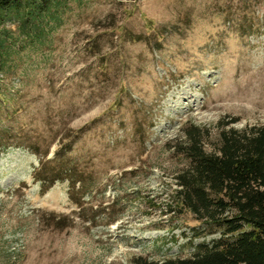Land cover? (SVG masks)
<instances>
[{"label": "rangeland", "instance_id": "obj_1", "mask_svg": "<svg viewBox=\"0 0 264 264\" xmlns=\"http://www.w3.org/2000/svg\"><path fill=\"white\" fill-rule=\"evenodd\" d=\"M8 28L0 264L164 261L221 237L161 206L190 166L187 129L208 131L212 153L223 133L264 126V0H74L38 46ZM62 170L97 176L117 222L83 223L69 181L35 177Z\"/></svg>", "mask_w": 264, "mask_h": 264}, {"label": "trees", "instance_id": "obj_2", "mask_svg": "<svg viewBox=\"0 0 264 264\" xmlns=\"http://www.w3.org/2000/svg\"><path fill=\"white\" fill-rule=\"evenodd\" d=\"M73 1L0 0V76L11 72L15 45L20 42L8 24L16 25L34 45H43ZM207 136L208 131L195 126L185 131V146L179 153L190 159V166L177 175V188L161 207L177 221L192 216L197 223L218 227L221 237L197 245L190 257L164 261L138 257L132 264H264V126L223 133L212 153L204 148ZM35 177L45 190L57 181H69V198L83 223L105 222L109 227L117 222L115 202L106 204L97 198L101 190L97 176H74L62 170L51 178L38 171Z\"/></svg>", "mask_w": 264, "mask_h": 264}, {"label": "bare ground", "instance_id": "obj_3", "mask_svg": "<svg viewBox=\"0 0 264 264\" xmlns=\"http://www.w3.org/2000/svg\"><path fill=\"white\" fill-rule=\"evenodd\" d=\"M217 101H220V99H218ZM204 108H208L207 106H204Z\"/></svg>", "mask_w": 264, "mask_h": 264}]
</instances>
